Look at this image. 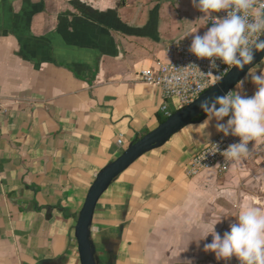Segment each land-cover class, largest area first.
Masks as SVG:
<instances>
[{
	"label": "crops",
	"instance_id": "0c3cea01",
	"mask_svg": "<svg viewBox=\"0 0 264 264\" xmlns=\"http://www.w3.org/2000/svg\"><path fill=\"white\" fill-rule=\"evenodd\" d=\"M131 4L0 0V264H81L75 228L93 182L163 116L161 90L141 75L170 41L209 28L192 0L161 7V25ZM181 10L191 15L184 28ZM261 70L264 60L234 91L252 96L249 74ZM205 120L141 157L103 195L91 228L99 264H240L204 244L240 211H264L244 181L246 163L264 158V139L225 176L189 178L188 160L220 134Z\"/></svg>",
	"mask_w": 264,
	"mask_h": 264
},
{
	"label": "clouds",
	"instance_id": "9594fccd",
	"mask_svg": "<svg viewBox=\"0 0 264 264\" xmlns=\"http://www.w3.org/2000/svg\"><path fill=\"white\" fill-rule=\"evenodd\" d=\"M192 3L204 14L200 20L211 23L203 35L193 29L189 48L197 58L209 61V71H201L202 75H215L219 79L233 67L243 70L253 64L257 52H264L261 38L264 0H192ZM222 12L226 13L222 18L214 15ZM217 60L228 66L223 73L218 71ZM191 66L199 69L195 64ZM249 76L256 86L252 96L231 91L204 98L199 104L208 117L203 124L209 126L214 120L218 133L239 137V142L221 152L225 159L237 163L251 154L255 142L264 139V70ZM205 135L208 140L211 134ZM214 146L216 152L220 150L219 145ZM210 235L212 240L204 244V251L214 253L217 260L236 257L240 264H264V211L255 207L242 210L223 235L216 231V226Z\"/></svg>",
	"mask_w": 264,
	"mask_h": 264
},
{
	"label": "built area",
	"instance_id": "2783aa9c",
	"mask_svg": "<svg viewBox=\"0 0 264 264\" xmlns=\"http://www.w3.org/2000/svg\"><path fill=\"white\" fill-rule=\"evenodd\" d=\"M214 15L222 18L226 13L222 12ZM208 26L211 27L209 21ZM190 45L191 42L184 39L170 41L164 50L165 59H159L152 69L143 73L140 77L142 82L161 90L164 102L160 112L165 118H169L174 112L194 103L234 68L222 74L219 79L215 75H202L201 71L204 73L209 71V61L207 59L201 60L192 54L189 51ZM193 64L197 65L199 69L191 66ZM217 65L219 73H223L228 69V66L220 60H217ZM212 71L217 72L216 69ZM244 85L243 80L239 86L244 87ZM171 105L175 107L174 112L171 111ZM237 142H239V137H224L220 133L208 147L197 152L188 160L185 166L187 177L195 178L210 170H215L219 177L225 176L236 162L225 159L221 152L227 149L230 144ZM118 145L123 146L121 138ZM214 145H219L220 150L216 152ZM259 149L258 146L257 153H260Z\"/></svg>",
	"mask_w": 264,
	"mask_h": 264
},
{
	"label": "water",
	"instance_id": "95a60500",
	"mask_svg": "<svg viewBox=\"0 0 264 264\" xmlns=\"http://www.w3.org/2000/svg\"><path fill=\"white\" fill-rule=\"evenodd\" d=\"M263 60L264 52H257L253 64L246 65L243 70L234 67L225 78L203 93L194 103L174 112L163 124L130 144L120 157L99 172L87 194L75 228L81 264H99L91 228L99 201L113 182L141 157L164 146L184 128L196 123L199 118H201L199 121L205 120L207 114L199 107L201 100L234 91L237 85L246 78L249 70L254 69Z\"/></svg>",
	"mask_w": 264,
	"mask_h": 264
},
{
	"label": "rangeland",
	"instance_id": "374dc122",
	"mask_svg": "<svg viewBox=\"0 0 264 264\" xmlns=\"http://www.w3.org/2000/svg\"><path fill=\"white\" fill-rule=\"evenodd\" d=\"M132 4L130 6V11H138L141 10L142 14L150 21H153L158 24H163L165 21L162 20V16H164L165 12L162 11L161 7L171 4L175 5L178 1L182 0H131ZM188 1V0H187ZM133 11V12H134ZM180 27L184 28L189 22H191V15L188 14V11L181 10L180 14ZM172 37L175 38H183L181 34H171ZM193 38L184 37V40L187 42H192ZM236 87L235 89H237ZM171 111H175V107L171 105ZM260 153L259 156H264V141L259 145ZM254 169L251 170V167ZM246 168L248 169L247 173H245L248 177L244 180L245 182H249L248 192L256 198L264 199V158L261 162H255V160L250 159L246 163Z\"/></svg>",
	"mask_w": 264,
	"mask_h": 264
},
{
	"label": "trees",
	"instance_id": "16d2710c",
	"mask_svg": "<svg viewBox=\"0 0 264 264\" xmlns=\"http://www.w3.org/2000/svg\"><path fill=\"white\" fill-rule=\"evenodd\" d=\"M167 119H168V118H165L164 116H159V123H160V124H163ZM200 119H201V118H199L198 121H199ZM148 133H149V132H148ZM146 134H147V133H146ZM146 134H145V135H146ZM143 136H144V135H143ZM143 136H142V137H143ZM142 137L137 138L134 142H136L137 140L141 139Z\"/></svg>",
	"mask_w": 264,
	"mask_h": 264
}]
</instances>
